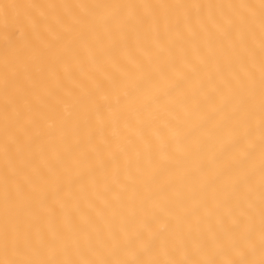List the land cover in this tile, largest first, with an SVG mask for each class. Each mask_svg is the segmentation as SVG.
Returning <instances> with one entry per match:
<instances>
[{
    "label": "bare ground",
    "instance_id": "obj_1",
    "mask_svg": "<svg viewBox=\"0 0 264 264\" xmlns=\"http://www.w3.org/2000/svg\"><path fill=\"white\" fill-rule=\"evenodd\" d=\"M0 264H264V0H0Z\"/></svg>",
    "mask_w": 264,
    "mask_h": 264
}]
</instances>
